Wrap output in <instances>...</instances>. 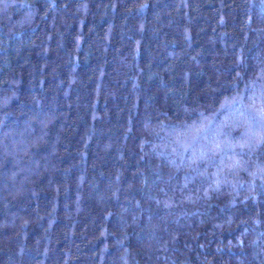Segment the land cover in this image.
I'll return each mask as SVG.
<instances>
[{"label":"trees","instance_id":"obj_1","mask_svg":"<svg viewBox=\"0 0 264 264\" xmlns=\"http://www.w3.org/2000/svg\"><path fill=\"white\" fill-rule=\"evenodd\" d=\"M0 264H264V0H0Z\"/></svg>","mask_w":264,"mask_h":264}]
</instances>
